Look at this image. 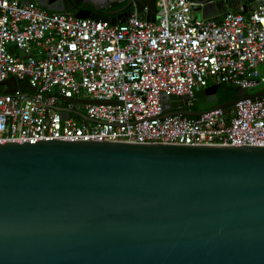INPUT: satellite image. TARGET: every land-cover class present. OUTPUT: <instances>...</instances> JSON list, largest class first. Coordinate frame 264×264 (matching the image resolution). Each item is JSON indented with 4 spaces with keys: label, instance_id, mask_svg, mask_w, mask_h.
I'll list each match as a JSON object with an SVG mask.
<instances>
[{
    "label": "water",
    "instance_id": "water-1",
    "mask_svg": "<svg viewBox=\"0 0 264 264\" xmlns=\"http://www.w3.org/2000/svg\"><path fill=\"white\" fill-rule=\"evenodd\" d=\"M37 1L112 24L131 14L153 21L157 11L156 0ZM191 1L203 18L228 10L226 0ZM0 85L34 91L14 77ZM218 86L195 91L187 110L163 101L162 116L229 111L264 94L237 88L219 103ZM0 264H264V145L0 143Z\"/></svg>",
    "mask_w": 264,
    "mask_h": 264
},
{
    "label": "built area",
    "instance_id": "built-area-1",
    "mask_svg": "<svg viewBox=\"0 0 264 264\" xmlns=\"http://www.w3.org/2000/svg\"><path fill=\"white\" fill-rule=\"evenodd\" d=\"M193 5L156 0L153 21L131 14L112 24L37 0H0V82L14 77L34 88H0V143L264 145V94L229 111L162 116L163 101L168 111L187 110L209 85L249 92L264 83V1L211 18L195 16ZM162 95L186 99L174 106Z\"/></svg>",
    "mask_w": 264,
    "mask_h": 264
},
{
    "label": "flooded vegetation",
    "instance_id": "flooded-vegetation-1",
    "mask_svg": "<svg viewBox=\"0 0 264 264\" xmlns=\"http://www.w3.org/2000/svg\"><path fill=\"white\" fill-rule=\"evenodd\" d=\"M218 3H219V1L220 0H216ZM253 2H256L257 3V0H254ZM125 3H126V1H124V2H121V3H118V4H116V5H114V6H110V7H108V10L109 11H114V10H116V9H118V8H121V7H123L124 5H125ZM245 4V0H226V2H224V5H225V7L227 8V9H231V8H239V7H241L242 8V6ZM247 2H246V7H247ZM55 6H58L59 5V3H55L54 4ZM122 13V12H121ZM115 14H110V16H114ZM222 91V88H221V86L219 85L218 87H217V89H216V92H217V94H219L220 92ZM229 91V90H228ZM177 110H186L184 107H180L179 109H177Z\"/></svg>",
    "mask_w": 264,
    "mask_h": 264
},
{
    "label": "trees",
    "instance_id": "trees-1",
    "mask_svg": "<svg viewBox=\"0 0 264 264\" xmlns=\"http://www.w3.org/2000/svg\"><path fill=\"white\" fill-rule=\"evenodd\" d=\"M233 10H239V9L235 8ZM220 86L222 88V91L219 94H217V96L219 103H222L232 98V96L236 91V88L234 86L223 85V84H221Z\"/></svg>",
    "mask_w": 264,
    "mask_h": 264
},
{
    "label": "rangeland",
    "instance_id": "rangeland-1",
    "mask_svg": "<svg viewBox=\"0 0 264 264\" xmlns=\"http://www.w3.org/2000/svg\"><path fill=\"white\" fill-rule=\"evenodd\" d=\"M193 13H194L195 16H197V17H201V12H200V11H194ZM0 88H1V90H4V86H3V85H1ZM261 88H264V83H262V84H260V85H257V86L254 87L253 89H249V92H250V93H251V92H256V91H258V90L261 89Z\"/></svg>",
    "mask_w": 264,
    "mask_h": 264
},
{
    "label": "crops",
    "instance_id": "crops-1",
    "mask_svg": "<svg viewBox=\"0 0 264 264\" xmlns=\"http://www.w3.org/2000/svg\"><path fill=\"white\" fill-rule=\"evenodd\" d=\"M55 3H59V2H58L57 0H56V1L54 0V1H52V3H51V4H53V5H54ZM255 4H256V2H250V3H248V4H247V7H246V8H247V10H248V9H250V8H251V6H252V5H255ZM59 5H60V3H59ZM59 5H58V6H59ZM246 8H245V9H246ZM231 9L233 10V9H235V8H231Z\"/></svg>",
    "mask_w": 264,
    "mask_h": 264
},
{
    "label": "clouds",
    "instance_id": "clouds-1",
    "mask_svg": "<svg viewBox=\"0 0 264 264\" xmlns=\"http://www.w3.org/2000/svg\"><path fill=\"white\" fill-rule=\"evenodd\" d=\"M128 17V16H127ZM237 89V88H236Z\"/></svg>",
    "mask_w": 264,
    "mask_h": 264
}]
</instances>
